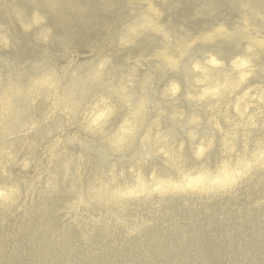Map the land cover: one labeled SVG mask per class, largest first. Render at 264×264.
Listing matches in <instances>:
<instances>
[{
  "label": "bare ground",
  "instance_id": "6f19581e",
  "mask_svg": "<svg viewBox=\"0 0 264 264\" xmlns=\"http://www.w3.org/2000/svg\"><path fill=\"white\" fill-rule=\"evenodd\" d=\"M46 2L0 32V264H264V0L193 9L247 18L172 37L165 0ZM135 2L104 51L152 37L150 66L47 51L75 42L46 27L115 34ZM19 37L38 46L21 65Z\"/></svg>",
  "mask_w": 264,
  "mask_h": 264
},
{
  "label": "rangeland",
  "instance_id": "374dc122",
  "mask_svg": "<svg viewBox=\"0 0 264 264\" xmlns=\"http://www.w3.org/2000/svg\"><path fill=\"white\" fill-rule=\"evenodd\" d=\"M32 0H0V32L2 35L5 36L7 40H9L10 37V29L16 25L14 23V18L17 11H19L22 14H25L26 12L29 11H38L41 14H44L48 11V8L50 9V4L47 6L46 0H34L37 1V4L35 7H33V4L31 2ZM219 1H228L232 3V6L235 5L236 7L240 6V3L242 0H165V4L162 3L163 10L160 11V16L157 18L155 17L154 19V24L158 28H166L169 32L171 37L176 34L177 30H180L184 34H189V35H196L197 33L207 30L211 27H214L217 25V18L220 19L224 24L229 25L228 23L234 24V26H237V24L241 21H244L247 17H244L242 15H239V11L232 13L230 11L229 6L224 5L221 6L220 9L217 12L207 14L201 18H198L196 20L192 21H186L185 16L193 10V9H199V8H204V9H212L216 3ZM259 1L257 6H262L263 0H257ZM135 8L131 13H126L128 11L127 7H122L120 12L122 15H126V18L120 19L118 28L114 29L115 34H112L108 32V29H104L103 31L97 32L95 35L91 36L90 35V28L87 26L85 28V37L88 36V39H80L77 35H74L73 32H81L79 31V27L72 25L71 24L66 27V28H57L52 29V28H47L49 38L51 39H60L59 37L56 36H62L67 31H71L72 35L67 36L68 38H72L75 43L71 45L72 47H68L65 50L62 49H56V48H47V51H50L51 53L55 54L56 56H63V59L66 58H71L70 54L73 52V48H76L79 53L83 54L85 56L83 59H81L79 62L76 61L79 67H86L88 63H86L87 60L90 58H95V61L97 62V58L95 55V51L100 49L103 50V58L110 64L112 68H116L117 71L125 70L127 68V65L130 64L133 60L138 59V63L141 64V68H145L147 66H150V63L148 61H141L140 58H138V54L140 52H147L150 49L152 50L154 42H151L150 40L152 37L148 40H144L141 42H138L137 38L134 42V46L130 49L122 50L120 52H117L114 55H109V53H106L104 49H112L114 46L113 38L116 35H120V31L122 29L121 25H124L125 23L123 22H128V21H133L137 18V16H140L141 13V8L142 4L139 2L134 3ZM30 7V9H29ZM47 9H46V8ZM95 14V13H93ZM142 16V14H141ZM224 17L226 19H224ZM105 19L109 20V17H105ZM138 21V20H137ZM41 25V24H40ZM17 26V25H16ZM42 26V25H41ZM71 26V27H70ZM230 26V25H229ZM45 28V29H46ZM254 30L256 31L257 34H262V31H259L253 27ZM18 29V28H17ZM42 29L44 27L42 26ZM77 31V32H76ZM30 35V34H29ZM153 36H155L153 34ZM28 38V37H26ZM21 43H23L22 46H20V49L23 48V50H20V55L19 57L15 60L18 65L23 64L24 62H28L31 60V58L35 55L37 52V45H32L29 44L28 41L24 38H17ZM85 40V41H83ZM85 43V44H84ZM32 45V46H31ZM15 46V45H14ZM93 48L95 51H93ZM135 48V49H133ZM199 51H202L204 48H200L197 46ZM0 54H9L8 49L5 51H0ZM101 58V57H99ZM61 60V61H62ZM85 60L84 62H81ZM101 60V59H99ZM131 65V64H130ZM155 72V71H154ZM140 72H138V75ZM159 76L155 77L158 78ZM162 85V82L160 83V86ZM103 88V87H102ZM159 87L157 89L155 88L154 93H158ZM7 224L5 225L6 229ZM10 228V226H9Z\"/></svg>",
  "mask_w": 264,
  "mask_h": 264
}]
</instances>
